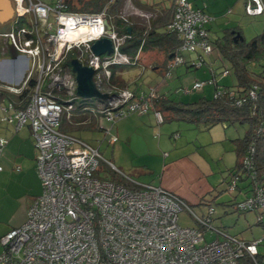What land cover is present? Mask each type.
<instances>
[{
    "label": "built area",
    "instance_id": "built-area-1",
    "mask_svg": "<svg viewBox=\"0 0 264 264\" xmlns=\"http://www.w3.org/2000/svg\"><path fill=\"white\" fill-rule=\"evenodd\" d=\"M12 1L14 8L6 23L22 17L29 29L11 25L0 37L25 57L26 67L16 84L0 79V90L19 94L25 87L30 89L17 106L0 99V121L11 124L15 131L30 127L42 190L28 207L24 222L1 236L0 264H264V252L257 250L260 239L243 241L212 227L213 207L201 216L194 214L198 226L182 225L178 214L190 207L173 192L150 184L130 189L93 174L101 157L98 148L58 129L63 110L73 109L79 98L75 76L62 63L70 50L77 49L80 58L85 57L83 64L95 69V82L101 89V82L110 75L108 67L131 62V57L120 50L125 36L112 27L107 30L105 10L69 12L63 0H56L54 5L42 0ZM245 10L248 14L264 13L263 0H247ZM210 19L188 0H174L173 15L166 27L179 35L181 45L168 63L166 78L173 67L184 63L183 51L211 52L205 29ZM103 36L112 40L113 51L98 56L92 53L90 44ZM202 64L203 56L197 53L191 65ZM204 84L197 81L193 88ZM256 93L257 85L253 84L243 95L235 96L234 104L241 106L254 100ZM218 94L220 91L214 96ZM156 96V88L135 94L125 89L109 97L99 111L115 122L132 112L146 113L151 107L149 99ZM154 114L161 122V113ZM115 140L112 136L110 141ZM5 143L6 139L0 138V153ZM248 152L251 154L252 149ZM243 165L253 167L248 155ZM236 186L237 179L232 178L229 190ZM235 206L254 211L257 220L262 219L264 187L256 185ZM207 229L221 237L205 240Z\"/></svg>",
    "mask_w": 264,
    "mask_h": 264
},
{
    "label": "rangeland",
    "instance_id": "rangeland-1",
    "mask_svg": "<svg viewBox=\"0 0 264 264\" xmlns=\"http://www.w3.org/2000/svg\"><path fill=\"white\" fill-rule=\"evenodd\" d=\"M9 1L11 7L14 8V2ZM42 1L50 5H54L56 2V0ZM140 1L142 5L136 0H122L120 15L129 21L148 24L150 19L159 14L160 7L171 2V0ZM188 1L193 6L202 8L211 17L210 22L205 26L208 41L212 45L211 52L205 53L202 49L183 51L181 54L186 62L173 67L169 78L164 77L166 57L163 52H141L139 61L135 65L119 72L128 88H137L145 92L151 88H157L161 93L170 94L177 100L186 102L196 100L200 96L210 98L215 92V82L208 81L212 78L213 72L218 90L224 85L234 88L235 78L231 73L230 65L213 45L214 40L222 37L225 34V29L231 28L232 30L238 29L243 39L246 42L250 41L264 29V13L248 14L244 6L247 0ZM11 51L6 47V52L3 54L2 51L0 55V62L2 59L10 58L11 55H17L18 59L21 57L26 63L25 57L16 54V52L13 54ZM197 53H201L205 63L197 68L188 66L190 59ZM247 67L252 76L260 78L264 74V55L257 60L248 61ZM226 68L230 70V73L225 75L223 70ZM197 81H203L205 84L199 89H194L193 85ZM101 91L111 93V90L109 91L106 86H103ZM107 102V99L103 101L86 99L87 109L85 110L93 111L94 108L99 110ZM92 113L94 114V112ZM92 113L90 112L89 115ZM153 113V110L150 109L148 115ZM139 118L140 115L135 112L129 113L115 122L101 116L97 119L96 128L80 127L79 130L72 132L73 136L82 142L98 148L101 157L93 174L107 180L116 174L138 184L173 186L175 189L172 188V192L190 207V210L184 207L179 212L180 224L196 226L197 221L194 214L203 215L210 205L214 208L211 222L213 227L223 234L239 240L255 241L260 239L261 244L257 245V250L263 253L264 220L257 222L254 211L240 212L235 210L232 205H226L230 204L236 196L237 201L242 200V195L238 194L237 188L229 190L227 180L222 181L223 171L231 164L233 165V154L229 151L232 146L226 140L220 141L214 146L210 144L211 133H225L230 138L240 137L244 134L247 124L220 123L206 129L202 124L171 121L162 122L159 125L156 122H152V124L145 122L147 126H144ZM9 128L0 124V133H18L11 132V128ZM7 129L8 131L5 132L4 130ZM108 129L109 132L106 133ZM112 136L116 137L114 142L110 141ZM203 143L207 145L200 146ZM221 145L226 149L225 153L220 151ZM167 152L172 155L170 157L172 160L177 159L164 170L163 174L164 164L169 162V158H165ZM219 153L222 154L219 155ZM176 154L179 155L176 156ZM161 179L163 180L161 181ZM202 200H205L204 205L199 204ZM3 202L11 210L18 205V202L11 197L10 199L6 197ZM6 230L7 227L0 222V253L3 249L1 236L6 233ZM216 236L221 237L213 230L205 231V240L213 239Z\"/></svg>",
    "mask_w": 264,
    "mask_h": 264
},
{
    "label": "trees",
    "instance_id": "trees-1",
    "mask_svg": "<svg viewBox=\"0 0 264 264\" xmlns=\"http://www.w3.org/2000/svg\"><path fill=\"white\" fill-rule=\"evenodd\" d=\"M136 2L142 5L140 0H136ZM63 3L69 12L97 13L105 10L106 19L115 32L120 36H125L120 50L131 57V62L128 64H113L108 67L110 75L108 78L103 79L104 81L101 84L102 87L106 86L109 88V91L111 90V93H109L110 96L128 88L127 83L120 77L119 72L129 69L131 65H135L139 61L141 52H163L166 57L164 64L166 66V73L168 71V63L173 60L174 55L181 45L179 35L176 32L167 30L166 27L173 15L174 0H171L168 5L160 7L159 14L150 19L148 24L129 21L123 18L120 15L122 0H63ZM11 25L17 27L20 25L26 26L29 29V23L26 20L22 17H13L6 23L5 29H0V33L8 31ZM230 29H225V34L220 38H216L213 45L219 50L223 59L230 65L231 73L235 78L234 88L224 85V87L218 90V84L213 72L212 78L208 79V81L212 80L215 82V92L210 98L200 96L196 100L186 102L177 100L170 94L161 93L156 88L158 96L149 99V102L150 109L152 108L161 113L162 122L183 121L197 123L202 124L206 129H210L220 123H246L247 127L244 134L232 139L236 160L232 167L233 170L228 172L225 179L229 183L232 178H236L237 186L240 181L247 180L245 186L249 188L251 193L256 185L264 187V74L260 78L252 76L249 73L247 62L257 60L260 56L264 55V29L248 42L244 39L234 42L233 35L236 32L241 34V32L238 29H231L232 31ZM138 50L140 51L136 59L134 57ZM75 57H79L78 59L82 63H85V57L80 58L78 50L72 49L66 54L62 67L71 71L70 60ZM204 63L205 60L203 59ZM188 66L197 68L191 65V59ZM224 70L230 73L228 68ZM32 83L33 79H31L29 84L32 85ZM253 84L257 85L256 99L248 101L241 106L235 105L233 101L235 96L243 95ZM29 89V87H25L19 94L0 90V99L2 102L12 101L17 106L20 100L26 99ZM130 90L133 94L140 91L137 88ZM218 91H220V94L214 96ZM85 100H78L75 107L71 110H63L58 126L60 131L73 135L72 132L79 130L80 127H84L85 129L97 127V119L101 116L103 117V115L98 108H94L93 111L85 110L87 109ZM60 103L65 104L63 100ZM90 112H94L95 115L93 113L89 115ZM249 149L250 151L252 149L251 154L248 152ZM245 155H248L253 163L251 169L243 165ZM110 180L120 182L130 189L140 188L139 184L121 175L114 174ZM204 201H200L199 204L204 205ZM236 202L230 203L229 205H232L235 210L242 212V210L236 208ZM209 207L211 206L209 205ZM262 213L263 216L264 211ZM212 219L213 216L210 223ZM263 220L264 216L262 219L257 220V222H262Z\"/></svg>",
    "mask_w": 264,
    "mask_h": 264
},
{
    "label": "crops",
    "instance_id": "crops-1",
    "mask_svg": "<svg viewBox=\"0 0 264 264\" xmlns=\"http://www.w3.org/2000/svg\"><path fill=\"white\" fill-rule=\"evenodd\" d=\"M193 7L202 10V8L196 6ZM5 25L6 23L0 21V29H5L6 28ZM0 43H1L0 54H2V51L3 54L4 52H6V47L12 50L10 47L7 46L6 42H4L2 39H0ZM11 52L15 54L13 50ZM195 57L191 58V60L195 59ZM19 58L20 59H18L17 55H11L10 58L2 59L0 63V79L12 82L14 84L18 83L21 80L24 69L26 67V63L24 62V59H22L21 57ZM148 112L149 111L143 114H139L140 115L139 121L144 126H147L146 123L152 124V122H156L159 125L160 123L157 121L155 114L153 113L151 115H148ZM0 124L3 126L10 127L11 129L10 128L9 129L11 130V132H18V133H0V138L6 139V143L0 153V167H1L0 222H2V224L7 227L6 230L7 233L13 227H16L20 225L22 222H24L28 207L32 204L34 198L41 193L42 187H41L40 179L39 177H37L38 176L37 171L35 172V168H36L35 158L37 155V150L33 143L30 127L28 125H25L21 127L19 130L15 131L11 124H6L5 122L2 121H0ZM4 131L7 132L8 129ZM213 134L211 133L212 138L210 140V144H213V146L219 144L220 141H225V140L229 142V145L231 144L232 147L230 148L231 150L229 149V151L233 154V165H234L236 156H235L234 144L232 142V139L236 137L230 138L225 133L222 134L213 133ZM206 145H207L206 143H203L200 146H206ZM220 151L222 153H225L224 151H226V149L222 146ZM222 153H219V155H221ZM177 155L179 154H176V156ZM170 157H172V155L167 152L165 158H169L168 160L169 162L164 164L163 174L165 173L164 170H166L168 166H171L174 160L177 159L175 158L174 160H172V158ZM233 165L231 164L229 168L223 171L224 175L222 181H224L225 177L228 175V172L230 170H233L232 169ZM162 180L163 179H161V181ZM160 184H162V182H160ZM246 184H247V180H244V181H240L239 185L237 186L238 194L242 195L241 199H244L246 196L250 194L249 188L245 186ZM164 187L167 190L169 189V191L171 190V192H172V188L175 189L173 186L164 185L163 188ZM6 197H8L9 199L10 197L11 199L14 198L15 201L18 202V205L11 210L3 202V200H6ZM237 200L238 199L236 196L234 197V200L231 203Z\"/></svg>",
    "mask_w": 264,
    "mask_h": 264
},
{
    "label": "water",
    "instance_id": "water-1",
    "mask_svg": "<svg viewBox=\"0 0 264 264\" xmlns=\"http://www.w3.org/2000/svg\"><path fill=\"white\" fill-rule=\"evenodd\" d=\"M7 11V12H6ZM12 7L9 0H0V21H6L11 17ZM106 28L108 31H111L109 23L105 22ZM234 42L238 40H243V36L236 32L233 35ZM90 49L93 54L109 55L113 51V42L107 37L103 36L98 39H95L90 44ZM71 71L75 76L77 83L76 86V95L81 99H95V100H105L110 97L109 93L102 92L97 86L94 75L95 69L90 65L83 64L78 58H72L70 60Z\"/></svg>",
    "mask_w": 264,
    "mask_h": 264
},
{
    "label": "clouds",
    "instance_id": "clouds-1",
    "mask_svg": "<svg viewBox=\"0 0 264 264\" xmlns=\"http://www.w3.org/2000/svg\"><path fill=\"white\" fill-rule=\"evenodd\" d=\"M106 21L108 22V20H106ZM108 23H109V22H108ZM109 25H110V24H109ZM110 27H112V26L110 25ZM91 43H92V42H91ZM139 51H140V50L137 51V54H138V55H139ZM135 56H136V55H135ZM137 58H138V56H137ZM137 58H136V59H137ZM164 77H165V75H164ZM165 78H166V77H165ZM94 80H95V78H94ZM126 89H129V88H126ZM100 90H101V89H100ZM106 93H109V92H106ZM154 111H155V110H154ZM161 116H162V115H161ZM159 123H162V121L159 122Z\"/></svg>",
    "mask_w": 264,
    "mask_h": 264
},
{
    "label": "bare ground",
    "instance_id": "bare-ground-1",
    "mask_svg": "<svg viewBox=\"0 0 264 264\" xmlns=\"http://www.w3.org/2000/svg\"><path fill=\"white\" fill-rule=\"evenodd\" d=\"M7 12V11H6ZM81 29H84L83 27Z\"/></svg>",
    "mask_w": 264,
    "mask_h": 264
}]
</instances>
